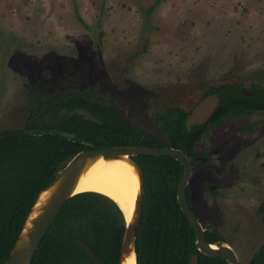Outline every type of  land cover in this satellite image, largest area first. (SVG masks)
<instances>
[{
  "label": "rangeland",
  "instance_id": "1",
  "mask_svg": "<svg viewBox=\"0 0 264 264\" xmlns=\"http://www.w3.org/2000/svg\"><path fill=\"white\" fill-rule=\"evenodd\" d=\"M233 82L264 86V0H0V129L93 90L166 141L160 114ZM195 151L190 202L247 264L264 241V112L207 125Z\"/></svg>",
  "mask_w": 264,
  "mask_h": 264
},
{
  "label": "trees",
  "instance_id": "2",
  "mask_svg": "<svg viewBox=\"0 0 264 264\" xmlns=\"http://www.w3.org/2000/svg\"><path fill=\"white\" fill-rule=\"evenodd\" d=\"M213 93L220 102L207 124L187 129L185 119L190 110L179 107L168 108L158 116L159 130L166 141L124 119L114 104L93 90L67 89L39 98L22 127L0 129V264L7 259L38 193L78 151L119 145H170L192 159L196 155L195 144L206 134L209 123L257 110L264 112L262 85L245 89L240 83H226L210 89L202 98ZM75 107L87 109L101 123L85 120L76 113L69 115ZM131 158L142 173L144 185L135 235L136 264H189L192 254L197 256L198 264H227L221 257L200 253L194 245L193 228L176 198L182 165L170 156ZM199 164L193 161L194 168ZM189 196L187 187L186 199L196 214ZM258 212L264 225V197ZM124 229L123 212L112 198L95 191L76 193L60 208L31 264H95L79 241L88 245L104 264H118ZM204 229L209 243L225 241L217 229ZM247 264H264V241Z\"/></svg>",
  "mask_w": 264,
  "mask_h": 264
},
{
  "label": "water",
  "instance_id": "3",
  "mask_svg": "<svg viewBox=\"0 0 264 264\" xmlns=\"http://www.w3.org/2000/svg\"><path fill=\"white\" fill-rule=\"evenodd\" d=\"M219 102L220 98L217 94H208L197 101L186 117V128L190 129L194 125H201L207 122ZM73 113L83 116L85 120L101 123L95 115L82 107H75L69 112V115ZM57 132L64 136H73L72 133L64 131ZM84 143L90 146L88 142ZM136 155L170 156L182 165L183 172L177 183L176 198L182 213L193 228L196 249L200 253L210 257H221L227 264H242L230 244L224 240H218L214 243H209L206 240L205 229L186 199V188L193 171V163L184 151L170 145L162 147L119 145L100 149L88 148L75 153L36 196L4 264H31L42 238L54 221L62 205L71 196L83 192L76 191L80 176L100 158L106 161L124 159L133 167L137 174L139 189L134 199L130 218L127 219L123 213L125 229L122 236L118 264H124L126 258L132 253L136 260L135 235L136 228L141 219L142 198L144 194L142 173L136 162L131 158ZM79 244L89 254L95 264H104L94 256L88 245L82 241H79ZM189 264H198V258L195 254L191 255Z\"/></svg>",
  "mask_w": 264,
  "mask_h": 264
},
{
  "label": "bare ground",
  "instance_id": "4",
  "mask_svg": "<svg viewBox=\"0 0 264 264\" xmlns=\"http://www.w3.org/2000/svg\"><path fill=\"white\" fill-rule=\"evenodd\" d=\"M138 189L137 174L128 162L100 158L80 176L76 191H95L112 198L129 219ZM124 264H136L133 253Z\"/></svg>",
  "mask_w": 264,
  "mask_h": 264
},
{
  "label": "flooded vegetation",
  "instance_id": "5",
  "mask_svg": "<svg viewBox=\"0 0 264 264\" xmlns=\"http://www.w3.org/2000/svg\"><path fill=\"white\" fill-rule=\"evenodd\" d=\"M244 94H246V95H249L250 94V92H248L247 90H243L242 91ZM213 94H215V93H213ZM220 98V97H219ZM199 101V100H198ZM196 104V103H195ZM192 109V108H191ZM190 109V110H191ZM215 111V110H214ZM190 112V111H189ZM255 112H262V111H254V112H252V113H249V114H243V115H236V116H233V117H230V118H226V119H223V120H221V121H219V122H217V123H209V124H220V123H222V122H224V121H227V120H230V119H234V118H238V117H244V116H249V115H251V114H253V113H255ZM189 114V113H188ZM212 116V115H211ZM187 117V116H186ZM210 119V118H209ZM209 119H208V121H209ZM186 120V119H185ZM207 121V122H208ZM207 122H205L206 124H207ZM205 123H203V124H205ZM208 124V125H209ZM206 131H207V127H206ZM207 133V132H206ZM191 161L193 160V161H198V162H200L201 164H199L196 168H194V165H193V171L194 170H196L198 167H200V165H202L203 164V159L201 158V156L199 155V153L196 151V155L192 158V159H190ZM193 161H192V163H193ZM192 171V172H193ZM192 174V173H191ZM247 181V180H246ZM248 181H251V182H254V183H261V181L259 180V179H255L254 177H250L249 179H248ZM189 198H190V196H189ZM263 199V198H262ZM262 201V200H261ZM261 203V202H260ZM260 205V204H259ZM259 207V206H258ZM196 216L198 217V215H197V212H196ZM199 219V218H198ZM200 221V220H199ZM202 224V223H201ZM203 226V225H202Z\"/></svg>",
  "mask_w": 264,
  "mask_h": 264
}]
</instances>
